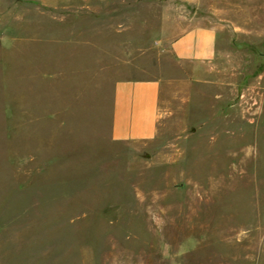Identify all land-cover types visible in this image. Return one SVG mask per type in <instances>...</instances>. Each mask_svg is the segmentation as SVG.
Masks as SVG:
<instances>
[{"label": "rangeland", "instance_id": "rangeland-1", "mask_svg": "<svg viewBox=\"0 0 264 264\" xmlns=\"http://www.w3.org/2000/svg\"><path fill=\"white\" fill-rule=\"evenodd\" d=\"M142 79L156 133L116 140ZM0 264H264V0H0Z\"/></svg>", "mask_w": 264, "mask_h": 264}, {"label": "crops", "instance_id": "crops-1", "mask_svg": "<svg viewBox=\"0 0 264 264\" xmlns=\"http://www.w3.org/2000/svg\"><path fill=\"white\" fill-rule=\"evenodd\" d=\"M173 55L193 63L216 58V33L207 26L186 30L171 43ZM160 83L155 79L120 80L113 90L111 134L116 140L147 139L159 119Z\"/></svg>", "mask_w": 264, "mask_h": 264}]
</instances>
